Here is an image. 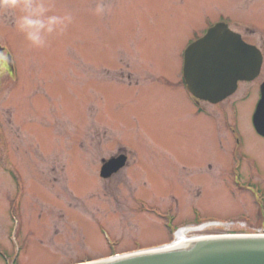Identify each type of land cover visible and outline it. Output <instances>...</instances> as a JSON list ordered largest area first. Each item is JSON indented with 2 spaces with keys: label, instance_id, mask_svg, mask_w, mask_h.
<instances>
[{
  "label": "rangeland",
  "instance_id": "374dc122",
  "mask_svg": "<svg viewBox=\"0 0 264 264\" xmlns=\"http://www.w3.org/2000/svg\"><path fill=\"white\" fill-rule=\"evenodd\" d=\"M45 2L73 20L41 49L0 10V264L102 260L171 244L174 226L264 234V63L218 104H197L182 71L222 21L263 55L264 0ZM118 154L130 165L103 178Z\"/></svg>",
  "mask_w": 264,
  "mask_h": 264
},
{
  "label": "water",
  "instance_id": "95a60500",
  "mask_svg": "<svg viewBox=\"0 0 264 264\" xmlns=\"http://www.w3.org/2000/svg\"><path fill=\"white\" fill-rule=\"evenodd\" d=\"M262 62L257 46L244 41L226 23H218L187 47L183 77L195 98L217 104L234 94L240 81L257 78ZM261 91L253 123L264 137V83ZM126 160L121 155L104 162L101 176L117 172ZM81 264H264V234L201 236Z\"/></svg>",
  "mask_w": 264,
  "mask_h": 264
},
{
  "label": "clouds",
  "instance_id": "9594fccd",
  "mask_svg": "<svg viewBox=\"0 0 264 264\" xmlns=\"http://www.w3.org/2000/svg\"><path fill=\"white\" fill-rule=\"evenodd\" d=\"M17 9L22 14L16 17L15 26L36 49L46 47L50 36L63 34L73 20L71 14H49L51 5L45 0H0V10L15 12ZM96 11L102 13L104 5L99 3Z\"/></svg>",
  "mask_w": 264,
  "mask_h": 264
},
{
  "label": "bare ground",
  "instance_id": "6f19581e",
  "mask_svg": "<svg viewBox=\"0 0 264 264\" xmlns=\"http://www.w3.org/2000/svg\"><path fill=\"white\" fill-rule=\"evenodd\" d=\"M263 65L261 66V69H262ZM261 71V70H260ZM200 229V227H199ZM197 229L196 227H192V226H185L181 229H179L176 234H175V241L171 244H167V245H164V246H169V245H175V244H180V243H183L187 240H190V239H193V238H196V237H200L199 235L198 236H189V233L192 232V231H195V230H199ZM161 247V246H160ZM172 247V246H170ZM145 250H148V249H145Z\"/></svg>",
  "mask_w": 264,
  "mask_h": 264
},
{
  "label": "flooded vegetation",
  "instance_id": "af4514ba",
  "mask_svg": "<svg viewBox=\"0 0 264 264\" xmlns=\"http://www.w3.org/2000/svg\"><path fill=\"white\" fill-rule=\"evenodd\" d=\"M196 101V100H195ZM197 102V101H196ZM197 104H200V102H197ZM120 154H118V155H113V156H111L110 158H112V157H116V156H119ZM127 155V154H126ZM106 160H108V159H104L103 161H102V166H103V164H104V162L106 161ZM128 161H129V159H128ZM126 162L125 163V166L122 168V169H124V168H126V167H128L129 165H130V163L129 162ZM102 166H101V168H102ZM175 167H176V165H175ZM121 169V170H122ZM120 170V171H121ZM101 171V170H100ZM120 171H118V172H116V173H113V174H111L110 176H109V179H112V178H116V176H118L119 174H120ZM150 181V180H149ZM181 195L179 196L180 198H181V200L185 197V194H182L181 192H179ZM193 207H195V208H197V209H195V210H198V209H201V208H199L198 206H193ZM193 207H191V208H193ZM142 208H143V206H142ZM194 210V209H193ZM156 211V210H155ZM193 221V223H195V221L194 220H189V222H188V224H191V222Z\"/></svg>",
  "mask_w": 264,
  "mask_h": 264
},
{
  "label": "trees",
  "instance_id": "16d2710c",
  "mask_svg": "<svg viewBox=\"0 0 264 264\" xmlns=\"http://www.w3.org/2000/svg\"><path fill=\"white\" fill-rule=\"evenodd\" d=\"M1 60H2V58H1V56H0V63L2 62Z\"/></svg>",
  "mask_w": 264,
  "mask_h": 264
}]
</instances>
